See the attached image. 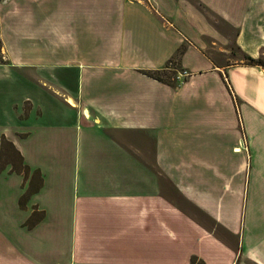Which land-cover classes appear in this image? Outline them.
Here are the masks:
<instances>
[{
  "label": "crops",
  "instance_id": "obj_1",
  "mask_svg": "<svg viewBox=\"0 0 264 264\" xmlns=\"http://www.w3.org/2000/svg\"><path fill=\"white\" fill-rule=\"evenodd\" d=\"M239 51L264 0H0V138L30 168L0 170V264H264V65Z\"/></svg>",
  "mask_w": 264,
  "mask_h": 264
},
{
  "label": "trees",
  "instance_id": "obj_2",
  "mask_svg": "<svg viewBox=\"0 0 264 264\" xmlns=\"http://www.w3.org/2000/svg\"><path fill=\"white\" fill-rule=\"evenodd\" d=\"M246 57H247V59L245 60V62L258 63V64L264 65V61H263L264 56L253 57L251 55H247ZM152 74L157 76V77H160L158 72H152ZM7 149L8 150L11 149L12 153H16L15 155L17 157V162L14 161V158L9 153L7 158L4 160V162L1 163V159L4 157V155H7L6 154ZM6 165H10V168L12 170L22 172L24 174V176H27V174L30 170L28 164H26L23 161V158H22L20 152L15 148L12 141L9 140L5 135H1V138H0V170L4 169L6 167ZM36 176L38 178L37 180L35 179ZM40 183H41L40 171L38 169H34L32 171V174H31L27 188L25 189V191L20 196V199H19L20 205L25 204L29 195L38 189ZM41 217H42V211H37L34 209L32 214L26 220V223L28 225H32L36 221H38V219H40Z\"/></svg>",
  "mask_w": 264,
  "mask_h": 264
},
{
  "label": "rangeland",
  "instance_id": "obj_3",
  "mask_svg": "<svg viewBox=\"0 0 264 264\" xmlns=\"http://www.w3.org/2000/svg\"><path fill=\"white\" fill-rule=\"evenodd\" d=\"M224 27H226V24H224V22H223V31L226 33V30L224 29ZM231 31H232V33H234V30H233V29H232ZM232 35H233V34H232ZM228 44L231 45L232 51L234 52V51H235V46H234L235 44H234V43H231V42L228 43ZM238 53H239V54H238L239 58L242 57L244 60L247 59V57H246L247 55H246V54H244V53L241 52V51H239ZM258 56H264V52L261 53V54L258 55ZM263 61H264V59H263ZM9 153H10V154L12 155V157L14 158V161L17 162V157H16V155H15L16 153H12V150H11V149H9V150L7 149V151H6V154H7V155H4V157L1 159V163L4 162V160L7 158V156H8ZM11 155H10V156H11ZM212 222H213V221H212ZM233 239H234V238H233ZM235 240H236V239H235ZM235 240H234V241H235ZM236 243H237V242H236ZM223 257L225 258V252H223Z\"/></svg>",
  "mask_w": 264,
  "mask_h": 264
},
{
  "label": "bare ground",
  "instance_id": "obj_4",
  "mask_svg": "<svg viewBox=\"0 0 264 264\" xmlns=\"http://www.w3.org/2000/svg\"><path fill=\"white\" fill-rule=\"evenodd\" d=\"M69 100H71V99H69Z\"/></svg>",
  "mask_w": 264,
  "mask_h": 264
}]
</instances>
